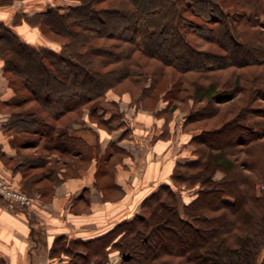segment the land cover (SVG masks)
Listing matches in <instances>:
<instances>
[{
	"label": "trees",
	"instance_id": "obj_1",
	"mask_svg": "<svg viewBox=\"0 0 264 264\" xmlns=\"http://www.w3.org/2000/svg\"><path fill=\"white\" fill-rule=\"evenodd\" d=\"M103 1L85 0L83 4L69 8L66 13L54 9L37 13L44 33L53 31L75 38L84 37L79 48L68 54L26 44L11 30H1L4 73L10 74L11 87L24 96L18 106L28 99L36 100L40 105L39 109L16 112L10 128L29 133L33 130L38 132V128L45 126L44 130L56 140L57 144L53 146L58 148L55 149L61 146L63 152L81 154L82 150L78 147L85 143L79 137L68 135L65 126L69 122L58 126L46 122V117L58 120L75 112L81 116L82 106L101 97L107 87L134 77L130 71L132 66L140 67L133 59V53L137 51L184 74L199 73L198 78L205 79L197 86L194 84V96L199 100L220 101L224 98L225 94L219 89L214 73L229 67L249 69L251 78L247 71L237 72L232 87L238 89L241 78L252 79V87L249 88L251 82L248 85L250 103L256 100V93L264 96V20L260 19L264 14V0H237V7L243 12L235 15L223 13L215 0H181L177 5L174 4L176 1L117 0L123 6L121 8L102 6ZM198 1H202L201 6L196 4ZM185 14L202 18L204 25L199 26L198 22L185 18ZM226 18H231L234 26L228 24ZM244 24H251L253 37L250 40L256 42L259 39L258 48L254 44L243 45L246 42L241 33ZM193 27H197L198 31ZM184 28L189 32L195 31L226 53L188 48ZM203 29L208 34H202ZM233 33H238V36H233ZM226 44L238 50L230 55L226 51ZM180 45H185L191 54L182 55ZM260 48L263 51L260 52ZM73 57H77V60ZM113 62L122 64L108 70L107 67ZM261 66V70L253 69ZM158 72L159 76L162 75V68ZM138 75L148 76L144 69ZM154 88L153 80L148 90H142V95L148 93L147 96H151ZM92 113H95L94 109L90 116ZM207 113L200 112V115L193 117L194 120L192 117L189 120L196 122L213 114L211 110ZM235 119L238 118L225 124L235 123ZM97 122L103 129L109 130L108 119L100 116ZM255 124L256 127H247L244 133L247 138L241 136L234 140L235 144L240 142L239 148L230 149V152L200 138V134L190 136L188 146L192 147L195 158L183 164L175 163L170 175L172 182L161 184L157 191L146 197L142 201L141 213L122 221L105 237L88 241L71 239L67 244L66 241L64 244L63 241L56 242L52 253H63L66 258L71 256L68 264H90L93 261L82 252L75 249L72 252V246H89L94 252H102L106 247L123 248L122 256L127 255L133 264H264V255L258 263L264 248V194L257 196L255 193L257 179L234 174V151L247 148L250 152L257 146L264 148V120H255ZM23 125L26 128H22ZM246 156L248 160L251 159V154ZM37 160L43 161L41 156ZM253 162L251 160V164ZM217 169L223 171L226 177L214 181L212 173ZM259 178L264 180L263 169L259 170ZM197 181L201 186L206 185L205 190L197 191V195L181 209L179 193L173 189L174 185L180 186L186 182L195 184ZM204 193L213 194V198H202ZM224 195L233 197V201L222 198ZM118 228L121 229V238L113 242L116 236H109ZM72 256L79 261L72 260Z\"/></svg>",
	"mask_w": 264,
	"mask_h": 264
},
{
	"label": "rangeland",
	"instance_id": "obj_2",
	"mask_svg": "<svg viewBox=\"0 0 264 264\" xmlns=\"http://www.w3.org/2000/svg\"><path fill=\"white\" fill-rule=\"evenodd\" d=\"M84 1L85 0H0V32L1 30H3V28H7L11 30L13 34H15L21 41L25 42L26 44H30L37 47H43L55 52H64L65 54H68L72 50L79 48V45L82 42L81 40H84V37L81 36V38H79L78 36H76L77 38H75L74 36L71 37L65 33L58 34L53 31H48L47 33H44L42 29V24L40 22L37 13L46 9H54V10H58V12L66 13L68 10H70L69 8L81 5L84 3ZM162 1L163 2L168 1V3L170 1H176V3L174 4L177 5V2H180L181 0H161V2ZM215 1H217L219 8L225 14L235 15L236 13L243 12L241 9H238L237 0H215ZM201 3L202 1H198V3L196 4L198 6H201L202 5ZM101 5L102 6L112 5L119 8L123 7L121 4H119L117 0H106V1L104 0ZM184 17L190 18L191 20L198 22L199 26H201L204 23V20L202 18H198L190 14H185ZM4 19L11 21V24L10 25L6 24L5 21H3ZM260 19L264 20V14L260 16ZM226 20L228 21V24H232V26H234V23L232 22L231 18H226ZM13 24L19 25L20 28H18V33L12 27ZM251 28H252L251 24H247V25L244 24L242 27L243 30H241L242 31L241 33L246 38V42L243 45L251 46L252 44H254L258 48L260 44L259 39L256 42L250 40L251 37H253L252 34L253 31L251 30ZM262 28L263 27H259V28L257 27V29H262ZM193 29L196 30V32L198 31L197 27L196 29L195 27H193ZM184 30H185L184 32L187 33L185 38L187 44L189 45L188 48L191 49L192 47V49L194 48L197 51L208 50L216 54L226 53L222 49H220L218 45L214 44L213 42H208L206 39L196 34L195 31L189 32L187 31L188 30L187 28H184ZM207 32L208 31L206 29H203L201 31L202 34H208ZM233 36L237 37L238 33L237 34L233 33ZM244 36L242 37L243 39H245ZM242 38H240V40H242ZM30 40H32V42H30ZM226 45H227L226 46L227 53H229L230 55L234 54V50L236 51L237 48H234L233 45L230 46L228 44ZM179 48L182 49L181 52L182 55L185 53L191 54L186 49L185 45L184 46L180 45ZM241 50L242 49L240 48V51ZM254 50L255 49H253V51ZM243 51L245 52V49L242 50V52ZM259 51L260 52L263 51V48H260ZM3 57H4L3 51L0 46V64H2V66L4 67L5 62ZM73 58L74 60H77V57L76 58L73 57ZM133 59H135L136 60L135 63L138 62L140 66V67L138 66L139 68L132 66V69L130 71L131 74H134V77L132 79H127V78L122 79L119 84H116L115 86L107 87L103 92V94L101 95V97L95 99L91 103H87L82 106L81 116L80 114H76L75 112L71 115L68 114L65 117L59 118L58 120H53V119L51 120V117L48 116L46 117L45 119L46 122L48 123L50 122V124H55V125L57 124L58 126H60V125H66L65 123L68 122L69 125H72L73 123L83 124L82 121L83 114H86L85 124L88 129L87 132L89 133L88 137L90 136L89 137L90 141L92 140V145L85 144L84 146L78 147L79 150H82L83 157H77L76 156L78 155L77 153L63 152L61 146L59 149H55L58 148L55 145L53 146V144H57L56 140L52 138L53 135H51L50 133L48 134V132L45 131L46 130L44 128L45 126L38 128L39 130L45 129L44 131L38 130V132H35V130H33L32 132L29 133L23 132L20 129H19L20 131L16 129V131L20 133V137L23 138L24 141L26 140L27 142L30 140L31 141L34 140L33 144L36 145L35 146L37 150L36 152L43 154L42 158L44 162H50L47 166L48 167L47 169L42 168L41 170L43 171L41 172L39 171V173L37 174L39 175L44 174L45 176V174L48 173L49 169L52 170V172L55 174L58 170H60V168L64 167L65 171L62 172L64 173V175H68V176L73 175L74 173H76L77 168L83 167L84 164H87L90 158H92L94 160H97L98 163V166L96 167V180L98 184H101V186L105 185L106 183L108 184V182H110V177L108 175L111 176L112 172H110L107 169L105 163H107L106 160L108 159L109 152L115 153L112 161L119 160V158L121 157V155H119L120 153V151L118 150L119 147L116 146L115 144L109 145L106 147L105 153L100 154V149L98 148V145H96L95 141H93L94 139L93 136H95L96 130L98 129L104 130L109 134L114 132L115 135H117L115 131H118L122 128H125L124 134L127 135L131 130L130 129V125L132 121L131 119H133L135 115L137 117H140L141 119L140 121L146 118L144 116L154 115L156 117H159L161 119L160 131H162L163 135H165L166 137H174L176 138V140H179V142L184 141V144L188 145L190 136L195 134L198 135L200 134V138L205 139L207 142H211L214 146L215 145L221 146L222 148L227 150V152H230V149H234L236 147L239 148L238 144L240 142L235 144L234 140L241 136L242 138L243 137L247 138L248 136L245 135L244 133L247 132L246 131L248 129L247 127H252V128L253 126L256 127L255 120L258 121L264 120V96L257 95L256 93L255 94L256 100L251 103L248 101V95H249L248 85L249 82H251L249 88L252 87V79L250 80L248 78L245 80L241 78L240 81L241 83L238 86V89L232 87L233 86L232 83L237 72L247 71L248 74L249 69L247 68L238 70L235 67H229V68L217 70L214 74H215V78L219 82V89L222 90L221 92H223V94H225L224 98L220 99V101L207 100V99L199 100L194 96V84L195 86H197V83L204 82L205 80L204 78L203 79L198 78V76H200L199 73L186 72V74H184L170 66L164 65L159 60L148 58L147 56H145L144 54L138 51L133 53ZM121 64L122 63L120 62L118 63L113 62L107 67V69L111 70L112 68L116 66H120ZM160 68H162L163 74L159 76L158 71L160 70ZM143 69L147 72L148 76L138 75L139 72H141V70L143 71ZM253 69L256 71L261 70L262 66L253 67ZM4 76L9 81L10 74L4 73ZM151 76L153 77L151 78ZM248 77L251 78L250 74H248ZM153 80L155 83V88L152 90V95L149 97L147 96L148 93L142 95V92H144L142 90L143 89L148 90ZM262 91H264V85L262 86ZM140 94L142 95V97L140 96ZM23 97L24 96L21 94V100L24 99ZM30 108L39 109L40 105L36 100L28 99L24 101L22 106H18V108L10 109V113L12 115L16 111L17 112L26 111V110L30 111ZM164 108L166 109L163 112L162 109ZM93 109L95 110V113H92V115L90 116L89 113ZM209 110H211V112L213 113L211 117L207 119L201 118L196 122L195 121L191 122L192 120H189L190 117H192L191 119H193L194 116L200 115L199 114L200 112L207 113V111ZM139 114H143V115L138 116ZM100 116L101 117L103 116V118L109 120L110 123L109 130L103 129L102 125H100L97 122L99 121ZM236 117L238 119H235V123L225 124L231 122V120ZM252 121H254V123H252ZM68 126L66 125L65 128ZM23 127L26 128L25 125H23L22 128ZM60 142L62 144L63 141ZM63 143L64 145H66L65 142ZM258 143H260V138ZM262 147L257 146V148H255L254 151L250 150V152L247 151L248 150L247 148H245V150L242 151L236 150L233 152V156L235 157L234 174H238V176L240 175V177L242 175H249L257 179L254 185L255 193L257 196H261L262 194H264V180H260V178L258 179L259 170L260 169L264 170V148ZM192 150L193 149L190 146L188 157L185 158L184 160L182 159L178 163L183 164L189 161L190 158H195L194 154H192ZM248 153L251 154V159L249 160L246 156ZM251 160L252 161L254 160L253 164H251ZM101 170H104L103 173L101 172ZM224 177H226V174L219 169L213 171L212 173V179L214 181H219ZM56 183L57 181L53 182V184ZM6 185L8 184L6 183ZM205 186L206 185L201 186L199 181H197V183L195 184L186 182L180 184V186L174 185L173 189H175L179 193L178 201L180 208L182 209V205L190 202L197 195L196 193L197 191H199L200 189L205 190L206 188ZM107 187L108 188H101L106 190L105 197L112 198L114 200L123 198L122 190H114V188H112L114 191H111L112 190L111 187L109 186ZM15 190L25 193L31 199L32 198L31 196H34V193H36L37 187L36 185L35 186L33 185L32 192L30 191L29 188H25L24 191L19 189H15ZM40 191L41 190H39V192ZM43 192H46V189ZM237 193L240 194V192L238 191ZM212 196L213 194L211 195V193L202 194V198H213ZM222 198H226L229 201H233V197L229 195H224ZM123 205L125 204L121 203L120 208ZM131 206L134 205L132 204ZM141 206H142V202L140 204H136V206H134L131 212L136 210L135 214L141 213L142 211ZM122 220L123 219L120 218L118 221H122ZM88 221L89 220H87V222ZM100 221L102 222L103 227H106V225H108L109 222V220H100ZM112 230H114V227L112 228ZM108 232H104V234H100V236L105 237L106 233L107 235L111 233ZM121 235H122L121 229L118 228L115 230L114 234L111 237L109 236V238H113L114 236H116L114 237L113 240V242H116L120 240ZM72 248H73L72 252L75 249V251L82 252L83 255H87L88 258L93 260L90 264H133L132 261L123 258L121 254V252L124 250L123 248L120 249L116 247H111V248L106 247V249L103 250L102 252L96 250L94 252L93 248L89 246L82 248L72 246ZM62 255L63 253L60 256ZM263 255H264V248L260 253V256L258 258V263L262 260ZM69 257L71 256H68V258ZM71 259L72 260L76 259V261H79L74 256H72ZM94 260H99L103 262L95 263Z\"/></svg>",
	"mask_w": 264,
	"mask_h": 264
},
{
	"label": "crops",
	"instance_id": "obj_3",
	"mask_svg": "<svg viewBox=\"0 0 264 264\" xmlns=\"http://www.w3.org/2000/svg\"><path fill=\"white\" fill-rule=\"evenodd\" d=\"M3 21L11 24V21ZM12 27L18 33L19 25ZM20 101L21 95L11 87L0 64V174L13 189L29 188L32 192L33 185L37 187L31 196V208H22L0 197V264H66L64 255L52 253L56 242L92 240L131 218L136 213V210L131 212L136 204L161 184L171 183L174 164L189 154L190 147L184 141L163 135L159 117L144 116L146 118L140 121L135 115L127 135L122 128L115 131L118 137L114 132L109 134L101 129L93 136L100 154L105 153L109 145L119 147V160L112 161L115 153L109 152L105 163L112 172L108 175V184H98V163L92 158L73 175H64V167L55 174L49 169L45 176L39 175L37 173L43 171L42 168L47 169L50 162L37 160L43 154L36 152L34 140L26 142L17 128H10L17 112L11 115L10 109L18 108ZM82 121L83 124L73 123L66 127L68 135L92 145L85 124L86 114ZM76 156L83 157L82 153ZM54 181L57 183L53 184ZM107 186L122 190L123 198L105 197L106 190L101 188ZM121 203L125 205L120 208ZM120 218L123 220L118 221ZM100 220H109L108 225L103 227Z\"/></svg>",
	"mask_w": 264,
	"mask_h": 264
},
{
	"label": "built area",
	"instance_id": "obj_4",
	"mask_svg": "<svg viewBox=\"0 0 264 264\" xmlns=\"http://www.w3.org/2000/svg\"><path fill=\"white\" fill-rule=\"evenodd\" d=\"M0 197L9 201L10 203L17 204L22 208H31V199L23 192L12 189L6 185L3 177L0 175Z\"/></svg>",
	"mask_w": 264,
	"mask_h": 264
},
{
	"label": "water",
	"instance_id": "obj_5",
	"mask_svg": "<svg viewBox=\"0 0 264 264\" xmlns=\"http://www.w3.org/2000/svg\"><path fill=\"white\" fill-rule=\"evenodd\" d=\"M123 258H124V259H127V255H124Z\"/></svg>",
	"mask_w": 264,
	"mask_h": 264
}]
</instances>
